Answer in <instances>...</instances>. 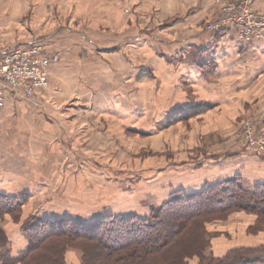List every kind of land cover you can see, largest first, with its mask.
<instances>
[{
    "label": "rangeland",
    "instance_id": "rangeland-1",
    "mask_svg": "<svg viewBox=\"0 0 264 264\" xmlns=\"http://www.w3.org/2000/svg\"><path fill=\"white\" fill-rule=\"evenodd\" d=\"M52 2L56 3V9ZM101 2L102 0H84L78 17L72 14L68 20L72 19L77 26L86 27L93 25L92 17L107 19L108 2ZM156 2L149 5L148 11H158L155 15L159 17L161 24L174 18L172 13L176 5L171 0L160 4ZM70 3L66 2L60 8V0H0V45H10L26 39L28 34L25 28L42 33L46 27L45 20L53 14L64 18L67 12H57L64 11L71 6ZM213 4L215 6L214 0ZM100 8L106 12H100ZM133 12L139 17V10ZM60 58L59 56L58 61L53 62L50 67L61 65ZM48 79L50 84V78ZM52 87L49 85L37 94L45 96L50 92L55 97L47 102L45 111H71L77 101L59 96V90L55 91ZM133 88L134 92H141L135 82ZM119 90L120 96L127 97L116 100L109 92L99 102L92 98V84L85 85L84 98L77 105L83 110L99 111L101 118L95 119V125L88 121L90 128L81 126V130L86 131L78 136L79 140L76 142L81 146L76 148L54 146L51 144V134L44 135V108L40 109L44 107L43 103L32 108L30 106L35 99L16 100L9 95L7 104L0 109L4 115V119H0V192L14 194L16 198L24 193L31 195L20 217L0 215V227L9 237V248L13 255L19 254L29 245L23 228L35 216H47L55 220L67 216L87 223L104 213L139 215L146 212L147 215L149 208H158L170 199L171 191L176 185L201 184L202 180L198 176H202V173H195L194 170H202L206 149L216 147L213 140L220 137L217 129L221 125H213L216 120L206 119L204 111H201L199 113L202 118H197L199 114H196L191 118L197 120L189 121L190 117L182 119L156 136L157 125L162 124V111H156V100L149 99L142 104L139 98L135 99L122 86ZM28 108L36 111L37 116L33 117L32 113L29 116ZM123 111H129L131 115L125 117ZM168 112L170 113L164 111L165 114ZM260 113L261 111H256L246 114L230 137L240 149L253 154L257 162L264 163V153L250 147L247 141L240 138L243 122ZM85 118L87 120L86 114ZM35 122L37 135L30 128ZM99 125L102 131L96 129ZM260 128L264 130V124ZM146 130L149 133L142 135ZM89 133L93 135L87 136ZM259 142L264 147V132L261 133ZM186 157L188 161H180ZM194 159L196 162H193ZM256 165L251 164L252 171H246L245 176L259 183L264 180V170L259 171ZM177 177L179 178L174 180ZM245 180L248 184L252 183ZM258 221L255 214L235 212L225 220L208 224L213 238L207 255L216 256L217 250L225 252L228 247L255 248L264 244V225H260ZM251 229H256V232H251ZM68 262L81 264V252L71 250Z\"/></svg>",
    "mask_w": 264,
    "mask_h": 264
},
{
    "label": "crops",
    "instance_id": "crops-1",
    "mask_svg": "<svg viewBox=\"0 0 264 264\" xmlns=\"http://www.w3.org/2000/svg\"><path fill=\"white\" fill-rule=\"evenodd\" d=\"M156 1L102 0V4L108 2L107 19L92 17V27H82L74 24L72 19L69 21L68 17L72 14L78 17L84 0H60V8L66 2H73L64 11L57 12H67L64 18L53 14L45 20L42 33L25 28L26 39L0 47L39 44L46 53L60 56L62 64L48 68L50 85L55 91L59 90V96L74 99L77 104L84 98L85 85L90 84L94 101L100 102L109 92L116 100L126 98V95L120 96V86L135 99L139 98L142 104L155 99L156 111H162V124L157 125L156 136L182 119L197 120L191 118L196 114H199L197 118H202L198 111L204 107V117L216 120L213 125H221L217 129L220 137L213 140L215 148L206 149L202 170H194L202 173V176L196 175L202 180L201 184L176 185L172 193L178 189L196 192L207 183H221L237 175L251 184L264 183V180L257 183L245 176L246 171H252L251 164L256 163L259 171L264 170L263 161L257 162L253 154L240 149L230 137L246 114L263 111L264 42L247 45L238 41L232 30L223 33L208 30L207 24L217 15L213 0H171L176 5L172 13L174 18L162 24L155 15L158 11L150 12L148 7L168 0ZM55 4L52 2L54 9ZM254 8L264 13V0H256ZM98 10L106 12L103 8ZM134 10L140 11L139 17ZM142 75L144 79L139 78ZM134 82L141 92H134ZM53 98L50 92L45 96L39 94L30 106L36 108L44 104L40 107L44 108V135L51 134L54 146H81L76 142L81 132L86 131L81 130V126H88V121L95 125V119L101 118V113L83 110L77 104L67 112L45 111L47 102ZM27 111L29 116L31 113L33 117L37 116L32 109ZM123 114L125 117L131 115L129 111H123ZM0 119H4L2 111ZM30 128L37 135V122ZM96 129L102 131L100 125ZM148 131L142 135H147L145 132ZM45 140L48 141L46 136ZM180 161L188 160L186 157ZM145 213L139 215L146 216ZM233 248L228 247L225 252L217 250L216 257H223Z\"/></svg>",
    "mask_w": 264,
    "mask_h": 264
},
{
    "label": "trees",
    "instance_id": "trees-1",
    "mask_svg": "<svg viewBox=\"0 0 264 264\" xmlns=\"http://www.w3.org/2000/svg\"><path fill=\"white\" fill-rule=\"evenodd\" d=\"M22 195L0 192V215L20 217L31 198ZM148 211L146 216L104 213L87 223L67 216H35L23 228L29 245L17 255L0 227V262L69 264V252L78 250L81 264H264V244L235 248L223 257L207 255L213 238L208 224L245 212L257 215L264 225V183L248 184L237 175L196 192L178 189Z\"/></svg>",
    "mask_w": 264,
    "mask_h": 264
},
{
    "label": "built area",
    "instance_id": "built-area-1",
    "mask_svg": "<svg viewBox=\"0 0 264 264\" xmlns=\"http://www.w3.org/2000/svg\"><path fill=\"white\" fill-rule=\"evenodd\" d=\"M217 15L206 28L214 33L232 30L238 41L247 45L264 42V13L255 10L256 0H214ZM57 54L46 53L39 44L0 47V109L9 95L16 100H34L41 89L49 87L48 68L58 61ZM264 108L258 116L245 120L240 132L250 147L264 153L260 136L264 132Z\"/></svg>",
    "mask_w": 264,
    "mask_h": 264
}]
</instances>
